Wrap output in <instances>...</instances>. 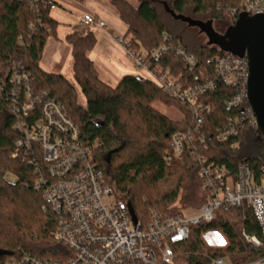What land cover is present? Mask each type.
<instances>
[{
    "label": "trees",
    "instance_id": "obj_1",
    "mask_svg": "<svg viewBox=\"0 0 264 264\" xmlns=\"http://www.w3.org/2000/svg\"><path fill=\"white\" fill-rule=\"evenodd\" d=\"M158 2L140 0L135 6L128 0H110L125 24L124 38H128L129 47L135 52H150L168 40L194 54L198 63L189 69L175 54L168 53L159 63L162 68H169L176 75L183 74L190 81L197 75L203 79L205 68L210 71L216 87L198 98L211 106L201 117H195L188 105L170 97L158 84L143 76L127 74L115 85L108 83L90 58L97 37L90 26L81 23L66 35L73 54L74 81L61 73L45 70L41 60L48 41L60 39V22L50 7L51 3L59 4L58 0H0L1 252L56 257L57 250L64 248L53 236L54 215L44 190L37 187L40 177L33 160L42 164L41 153L37 147H33L32 155L17 151L16 142L21 133L10 112L12 84L9 79L14 65L24 66L35 92H45L64 104L79 127L84 143L94 146V157L106 183L115 188L141 221H148L153 211L172 216L183 214L188 208L200 210L209 199L200 166L190 152H185L180 159H168L171 136L177 131L193 129L196 139L202 136L204 140L197 139L196 144L199 153L209 161L226 165L234 174L241 163H248L257 179L264 177V138L255 125L245 121L237 127L238 134L227 140L217 139L219 131L233 118L243 116L249 106L245 100L240 107L227 108L225 101L234 96L235 88L219 81L213 66L207 63L209 58L227 53L215 45L189 46L179 28L191 26L175 20L164 5L161 9L157 6ZM163 2L178 14L209 16V20L227 27L243 11L242 0ZM19 36L23 37L22 42ZM79 93L83 103L79 101ZM158 100L177 107L182 117L174 120L155 108L153 102ZM211 230L222 234L226 240L224 247L214 250L206 247L203 234ZM244 233L259 238L262 244L258 250L250 246ZM184 250L191 255L209 251L227 258L231 264H249L264 258V235L251 208L244 203L228 211L217 210L212 222L191 227ZM8 256L1 255L0 264Z\"/></svg>",
    "mask_w": 264,
    "mask_h": 264
},
{
    "label": "built area",
    "instance_id": "obj_2",
    "mask_svg": "<svg viewBox=\"0 0 264 264\" xmlns=\"http://www.w3.org/2000/svg\"><path fill=\"white\" fill-rule=\"evenodd\" d=\"M56 5L51 3V9ZM242 6L243 11L250 14L264 13V0H242ZM81 24L99 28L108 25L92 11L84 13ZM110 36L125 46L136 67L147 74L148 79L170 97L188 105L195 117L211 110L210 105L198 100L216 87L207 68L202 72L203 79L197 75L190 81L183 74L176 75L159 64L168 53H173L182 65L193 69L198 63L194 54L168 40L140 54L129 47L124 34L122 39L113 33ZM22 40L19 36V41ZM207 63L213 66L219 81L235 88L234 96L225 101L228 109L240 107L247 101L250 72L246 55H216ZM10 75V112L21 133L16 142L17 151L32 155L33 147H37L41 153L42 164L33 160L40 177L37 187L44 190L45 200L54 215L53 236L64 248L57 250L56 257L12 253L3 264H231L227 258L209 251L191 255L184 250V244L191 236V227L212 222L217 210L228 211L244 203L251 208L264 235V177L257 179L248 163H241L234 174L226 165L209 161L199 153L196 141L204 139L202 136L196 139L193 129L172 134L168 159H180L185 152L193 155L200 166L204 187L209 191L208 201L199 214L191 217L153 211L146 222L137 217L134 220L130 205L106 183L104 172L94 157V146L84 143L79 127L64 104L45 92H35L23 65H14ZM245 121L256 126V115L250 105L243 116L233 118L219 131L217 139L227 140L238 134L237 127ZM262 173L264 175V166ZM244 236L252 248L259 249L262 244L259 238L245 233ZM203 240L210 250L226 245L225 238L216 230L204 233ZM261 263L264 258L249 264Z\"/></svg>",
    "mask_w": 264,
    "mask_h": 264
},
{
    "label": "rangeland",
    "instance_id": "obj_3",
    "mask_svg": "<svg viewBox=\"0 0 264 264\" xmlns=\"http://www.w3.org/2000/svg\"><path fill=\"white\" fill-rule=\"evenodd\" d=\"M106 0H83V1H76V0H58L56 8L52 9V15L60 22L58 27V35L60 39H49L48 44L44 50L43 57L41 60V66L49 71V72H56L63 74L68 80H73V54L72 49L68 42L66 41V35L74 30L75 25L81 23V19L86 11H92L97 13L99 16L106 19L108 25L105 28H99L96 25H90V28L94 31L97 37V45L94 51L97 49V46L100 42L101 35L100 31L106 34L113 42L116 44L117 48L120 50L121 54L127 58L128 61L132 62L134 66L135 73L132 72H113L118 78H121L124 74H138L145 78L149 76L145 74L140 68L136 67L134 60L130 57L127 49L121 43H119L116 39H114L109 34H116L119 35L120 39H122V35L125 32V24L123 21L118 17L115 10L108 11L106 8L101 6ZM131 4L137 6L140 0H128ZM163 0H159L157 6L163 8L164 2ZM84 3L83 5H80ZM165 7V6H164ZM192 18L199 19L203 21H208L210 18L209 16H193ZM168 21V20H167ZM213 27L218 33H223L227 29V25L220 24L217 21H213ZM180 31L182 32V37L185 42L194 47L195 43L197 44H209L208 38L205 33L201 32L198 27H185L184 25H180ZM109 33V34H108ZM126 41L128 38L125 39ZM125 44V42H124ZM178 46V45H177ZM212 46V45H210ZM91 53L94 55V51ZM97 56L95 55L94 60L98 68L101 71V76L103 79L106 80L105 75V68L112 69L118 68L121 64L119 59H123V56L118 55L117 58L114 56L109 55L103 46L100 47V51L98 50ZM113 70V69H112ZM177 73V72H176ZM180 74V73H179ZM177 73V75H179ZM111 85L116 84V80L114 78H110V80H106ZM79 101L84 102L83 96L79 93ZM153 106L160 110L161 112L165 113L169 117L173 118L174 120L180 119L182 117V112L177 108L171 105H166L162 101H154ZM11 178V177H10ZM13 180V178H11ZM168 185V184H167ZM200 213L198 209L188 208L183 211V214L187 217H191Z\"/></svg>",
    "mask_w": 264,
    "mask_h": 264
},
{
    "label": "water",
    "instance_id": "obj_4",
    "mask_svg": "<svg viewBox=\"0 0 264 264\" xmlns=\"http://www.w3.org/2000/svg\"><path fill=\"white\" fill-rule=\"evenodd\" d=\"M165 10L175 19L198 27L205 33L209 45H215L222 51L236 56H245L249 62V78L247 101L256 115V127L264 138V13L250 14L241 12L235 23L228 26L225 32L218 33L213 27V21L194 19L184 14H178L164 2ZM111 152L107 161L110 162ZM130 211L134 220L136 216L132 207ZM12 252H1L10 255Z\"/></svg>",
    "mask_w": 264,
    "mask_h": 264
},
{
    "label": "crops",
    "instance_id": "obj_5",
    "mask_svg": "<svg viewBox=\"0 0 264 264\" xmlns=\"http://www.w3.org/2000/svg\"><path fill=\"white\" fill-rule=\"evenodd\" d=\"M84 3L80 4L83 5ZM101 6H103L104 8H106L108 11L114 10L113 7L110 4V0H106ZM111 8V10H110ZM116 13V11H115ZM97 14V13H96ZM103 18V17H102ZM105 19V18H104ZM106 20V19H105ZM78 25V24H77ZM76 26V25H75ZM75 28V27H74ZM109 34V33H108ZM100 35H101V39L100 42L97 46V49L94 51L93 49H95V47L92 49L94 51V55L90 52V58L94 60L95 55L97 56V52L98 50L100 51V47L103 46V48L105 49V51L111 55L114 56L115 58H117L118 55H122L120 50L117 48L116 44H114V42L104 33H102L100 31ZM110 35V34H109ZM98 41V40H97ZM123 56V55H122ZM95 61V60H94ZM96 62V61H95ZM120 62V66L118 68H113L112 69H106L105 68V73H103L105 75L106 80H110V78H114V80H116V84L118 83V81L124 76L127 75L129 73L124 74L121 78H118L113 72H132L135 73L134 71V66L132 64V62L128 61L127 58H125L123 56V59H119ZM101 72V71H100ZM138 75V74H135Z\"/></svg>",
    "mask_w": 264,
    "mask_h": 264
}]
</instances>
